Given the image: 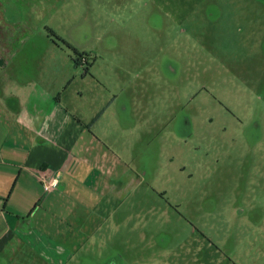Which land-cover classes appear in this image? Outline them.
Instances as JSON below:
<instances>
[{"label": "rangeland", "instance_id": "374dc122", "mask_svg": "<svg viewBox=\"0 0 264 264\" xmlns=\"http://www.w3.org/2000/svg\"><path fill=\"white\" fill-rule=\"evenodd\" d=\"M67 7L69 43L86 55L77 78L94 65L81 103L93 114L113 100L109 117L128 116L132 132L119 141L138 157L140 185L123 180L120 247L109 235L104 256L264 264V0Z\"/></svg>", "mask_w": 264, "mask_h": 264}, {"label": "crops", "instance_id": "0c3cea01", "mask_svg": "<svg viewBox=\"0 0 264 264\" xmlns=\"http://www.w3.org/2000/svg\"><path fill=\"white\" fill-rule=\"evenodd\" d=\"M69 1L0 0V264H123L104 256L106 239L120 247L138 157L119 141L132 132L128 116L109 117L113 100L93 114L81 103L93 69L77 78L74 50L50 32L74 40ZM41 173L57 189L45 192Z\"/></svg>", "mask_w": 264, "mask_h": 264}, {"label": "built area", "instance_id": "2783aa9c", "mask_svg": "<svg viewBox=\"0 0 264 264\" xmlns=\"http://www.w3.org/2000/svg\"><path fill=\"white\" fill-rule=\"evenodd\" d=\"M40 181L44 187L45 192L49 193L59 186V179L57 177H53L51 175L41 173L39 176Z\"/></svg>", "mask_w": 264, "mask_h": 264}, {"label": "trees", "instance_id": "16d2710c", "mask_svg": "<svg viewBox=\"0 0 264 264\" xmlns=\"http://www.w3.org/2000/svg\"><path fill=\"white\" fill-rule=\"evenodd\" d=\"M50 31V30H49ZM51 32V35L54 36V38L57 40V41H60L61 43L67 45V47L71 48L72 50H74L75 52V55H76V65H81V62L82 60L86 59V55L81 53L78 49L74 48L72 45H70L69 43H67L66 41H64L63 39H61L60 37H58L56 35L55 32L53 31H50Z\"/></svg>", "mask_w": 264, "mask_h": 264}, {"label": "flooded vegetation", "instance_id": "af4514ba", "mask_svg": "<svg viewBox=\"0 0 264 264\" xmlns=\"http://www.w3.org/2000/svg\"><path fill=\"white\" fill-rule=\"evenodd\" d=\"M84 60H85V59H84ZM86 63H87V60H86ZM93 66H94V65H93V64H90V62L88 61L87 66H86V67H88L87 69H92Z\"/></svg>", "mask_w": 264, "mask_h": 264}]
</instances>
